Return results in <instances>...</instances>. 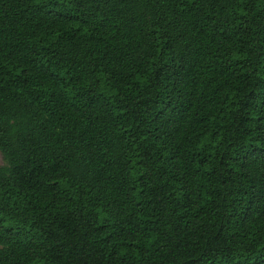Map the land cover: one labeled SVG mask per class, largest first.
Instances as JSON below:
<instances>
[{
	"label": "trees",
	"instance_id": "trees-1",
	"mask_svg": "<svg viewBox=\"0 0 264 264\" xmlns=\"http://www.w3.org/2000/svg\"><path fill=\"white\" fill-rule=\"evenodd\" d=\"M0 264H264V0H0Z\"/></svg>",
	"mask_w": 264,
	"mask_h": 264
},
{
	"label": "rangeland",
	"instance_id": "rangeland-1",
	"mask_svg": "<svg viewBox=\"0 0 264 264\" xmlns=\"http://www.w3.org/2000/svg\"><path fill=\"white\" fill-rule=\"evenodd\" d=\"M3 164H4V161H3L2 155L0 154V165H3Z\"/></svg>",
	"mask_w": 264,
	"mask_h": 264
}]
</instances>
